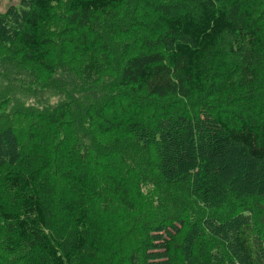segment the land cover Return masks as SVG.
<instances>
[{
  "label": "trees",
  "instance_id": "1",
  "mask_svg": "<svg viewBox=\"0 0 264 264\" xmlns=\"http://www.w3.org/2000/svg\"><path fill=\"white\" fill-rule=\"evenodd\" d=\"M63 1L30 0L27 7L0 13V42L10 40L13 48H5L20 60H14L15 71L33 66L49 76L55 73L54 41L45 25ZM119 1L68 0L72 44L92 51L87 29L97 14ZM151 8L160 28L145 42L147 49L125 54L118 69H108L115 74L114 86L132 91L141 102H146L144 96L166 102L156 117L168 125L162 126L159 173L152 182L159 185L160 173L164 180L185 182L191 200L203 205L199 221L220 230L215 221L223 223V217L207 218L204 212L228 204L235 184L252 180L264 191V121L228 110L213 113L206 102L202 105L208 113L196 134L192 113L181 100L201 94L203 63L222 37L227 36L249 68L264 45L263 31L245 0H155ZM94 72L102 73L96 63L80 70L86 86L91 80L101 82V75L92 78ZM10 98L0 88V264H105L124 248V234L131 228L142 231L138 222L144 228L155 222L145 212L153 200L146 195L145 175L126 158L123 147L102 150L92 143L84 149L75 127L68 126L71 116L61 110L35 125L19 126L16 115L2 112ZM174 118L176 128L169 122ZM102 124L112 130L109 123ZM118 129L131 130L125 124ZM161 217L157 228L174 225L162 223L166 218ZM192 229L181 244L176 243L178 233L160 236L163 251L154 253L159 264H225L214 241L199 239L202 235L195 240ZM225 238L230 242L228 234ZM233 241L247 264H264V235L253 223L237 226ZM16 253L27 259L14 261Z\"/></svg>",
  "mask_w": 264,
  "mask_h": 264
},
{
  "label": "rangeland",
  "instance_id": "2",
  "mask_svg": "<svg viewBox=\"0 0 264 264\" xmlns=\"http://www.w3.org/2000/svg\"><path fill=\"white\" fill-rule=\"evenodd\" d=\"M245 1L247 9L262 28L261 37L264 42V0ZM153 2L155 0H120L116 7H109L97 14L87 29L92 49L90 52L72 44L74 34L67 29L68 0L56 4L54 19L45 25L46 34L54 41L51 54L55 60V73L52 76L33 66L15 71L17 63L14 60L19 63L20 60L5 48H13L10 40L0 42V88L11 94L2 112L7 116L16 115L15 121L25 128L61 110L68 114L66 117L71 116L68 126L71 123V127H75V133L84 149H89L92 143L102 150L112 145L123 147L126 158L138 163L147 179L146 195L153 199L150 211L145 212L148 216L154 215L155 222L152 226L147 225V228L138 222L142 231L131 228L128 235L124 234V248L110 261H105V264H159L154 253L163 251L160 236L170 238L178 233L176 243L181 244L189 228L197 232L195 240L202 235L199 239L214 241L216 253L220 250V258L225 264H247L243 254H238L233 231L246 221L253 223L256 231L260 230L264 235V191L250 183L252 180L235 184L228 204L215 209L213 213L204 212L207 218L223 217V223H220L221 219L215 221L220 230L203 224L198 217L201 215L199 211H204L203 205L191 200L185 182L164 180L161 173L159 185L152 182L154 175L159 173L158 154L161 146L157 144L162 143V126L168 125L167 120L157 121L156 117L158 107L166 102L148 100L145 96L147 103L141 102L132 91L114 86L115 74L108 67L114 66L116 70L123 63L125 54H136L139 50L147 49L145 42L160 28L151 8ZM29 3L30 0H0V13L8 14L11 8L17 10L21 5L27 7ZM92 63L102 68V73L94 72L92 78L101 75L102 79L98 84L91 80V84L86 86L79 72ZM249 65L230 46L227 36L222 37L217 47L207 55L203 63L204 83L201 94L181 100L192 113L196 134L198 122L205 121L208 113L202 105L206 102L214 108L213 113L228 110L229 114L253 115L264 121V45L258 49L253 65L248 68ZM4 73L11 75L6 77ZM81 118L84 120L82 124L79 122ZM175 121V118L169 121L173 127ZM102 123H109L112 130L104 129ZM133 123L137 124L134 126ZM122 124L128 125L131 130H119ZM86 127L91 130L90 133ZM153 137L155 142H151ZM242 185L251 192L244 191ZM238 189L240 192H236ZM162 215L166 218L162 223L174 222V225L165 230L157 228ZM226 234L231 237L230 242L225 238ZM13 259L20 261L27 259V256L16 253Z\"/></svg>",
  "mask_w": 264,
  "mask_h": 264
}]
</instances>
